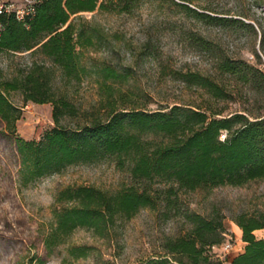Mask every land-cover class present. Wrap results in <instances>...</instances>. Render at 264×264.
Instances as JSON below:
<instances>
[{
  "label": "rangeland",
  "instance_id": "obj_1",
  "mask_svg": "<svg viewBox=\"0 0 264 264\" xmlns=\"http://www.w3.org/2000/svg\"><path fill=\"white\" fill-rule=\"evenodd\" d=\"M105 5L72 15L93 32V43L82 48L81 64L86 70L79 77L64 75L50 58L32 49L2 50V76L22 77L35 62L50 65L55 94L63 93L79 110L99 116L106 112L108 98L117 107L146 110L202 104L224 109V113L242 109L264 114V85L254 88L219 66L225 58L242 59L264 72V0H133L127 8L119 0H106ZM193 8L226 20L198 16ZM106 66L116 68L122 77H105L102 69ZM190 72L214 78L231 96L214 97L207 88L188 80ZM9 96L21 105L22 114L16 121V134L0 117V264H140L168 253L167 241L192 229L193 213L223 219L224 238L209 250L213 258L229 264L245 249L236 217L264 212V177L241 185L167 193L169 182L136 180L130 160L123 158L120 166L119 156L111 154L69 164L23 185L15 135L38 138L54 126L53 106L52 102H24L20 90ZM80 184L111 193L132 184L139 189L149 185L156 202L131 217H120L104 234L78 226L48 246L46 238L56 224L54 211L67 204L58 201V194ZM255 233L264 238V227ZM227 241L231 243L228 251L222 245Z\"/></svg>",
  "mask_w": 264,
  "mask_h": 264
},
{
  "label": "trees",
  "instance_id": "obj_2",
  "mask_svg": "<svg viewBox=\"0 0 264 264\" xmlns=\"http://www.w3.org/2000/svg\"><path fill=\"white\" fill-rule=\"evenodd\" d=\"M133 0H119L124 8ZM106 0H43L29 25L13 14L1 16L0 52L4 49L38 51L51 59L68 77H79L82 48L93 43V32L72 15L82 10L104 7ZM198 16L223 22L224 16L203 13ZM90 31V32H89ZM220 68L252 87L264 85V72L242 59H222ZM105 77L120 78L122 73L112 66L103 69ZM54 69L35 62L22 77L4 78L0 73V117L16 134V121L22 107L9 96L20 90L24 102H52L55 125L38 138L15 135L20 155L19 180L26 185L52 172L61 171L77 162H92L108 155L119 156L122 166L127 158L134 179L150 182L157 178L169 182L167 193L177 189L193 190L221 184L241 185L264 177V114L252 115L242 109L224 113L210 105L174 104L168 109L117 107L108 98L102 115L79 110L65 94L56 95L52 79ZM195 81L217 98L231 93L214 78L190 72ZM63 119H68L64 123ZM224 132V136H222ZM149 185L139 189L134 184L111 193L94 185L67 186L58 201L67 204L55 209L56 224L46 238L52 246L78 226L93 227L104 234L120 217H131L143 206H153L156 196ZM69 203V204H68ZM194 225L185 235L169 239L168 253L144 260L140 264H223L213 258L210 248L224 238L223 219L190 215ZM243 229L245 249L229 264H264V238L256 229L264 227V212L259 215L241 213L236 217Z\"/></svg>",
  "mask_w": 264,
  "mask_h": 264
},
{
  "label": "built area",
  "instance_id": "obj_3",
  "mask_svg": "<svg viewBox=\"0 0 264 264\" xmlns=\"http://www.w3.org/2000/svg\"><path fill=\"white\" fill-rule=\"evenodd\" d=\"M43 0H0V31L3 28L1 16L4 14H13L18 20L29 25V20L35 15L37 7ZM228 251L231 243L223 242ZM215 247V245H213Z\"/></svg>",
  "mask_w": 264,
  "mask_h": 264
}]
</instances>
